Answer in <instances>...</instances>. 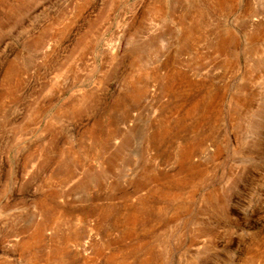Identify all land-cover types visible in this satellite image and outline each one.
Returning <instances> with one entry per match:
<instances>
[{
  "label": "rangeland",
  "instance_id": "1",
  "mask_svg": "<svg viewBox=\"0 0 264 264\" xmlns=\"http://www.w3.org/2000/svg\"><path fill=\"white\" fill-rule=\"evenodd\" d=\"M0 264H264V0H0Z\"/></svg>",
  "mask_w": 264,
  "mask_h": 264
},
{
  "label": "bare ground",
  "instance_id": "2",
  "mask_svg": "<svg viewBox=\"0 0 264 264\" xmlns=\"http://www.w3.org/2000/svg\"><path fill=\"white\" fill-rule=\"evenodd\" d=\"M258 203V199H254V201L251 202L250 206L253 208Z\"/></svg>",
  "mask_w": 264,
  "mask_h": 264
}]
</instances>
